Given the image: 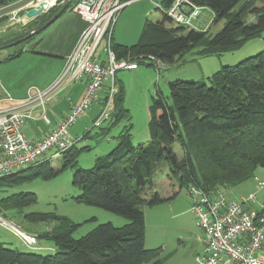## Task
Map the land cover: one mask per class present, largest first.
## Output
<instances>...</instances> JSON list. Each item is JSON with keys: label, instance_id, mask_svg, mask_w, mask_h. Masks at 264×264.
I'll use <instances>...</instances> for the list:
<instances>
[{"label": "trees", "instance_id": "trees-1", "mask_svg": "<svg viewBox=\"0 0 264 264\" xmlns=\"http://www.w3.org/2000/svg\"><path fill=\"white\" fill-rule=\"evenodd\" d=\"M63 1L58 0L59 4L48 11L49 18L44 23L60 9ZM175 1L164 0L160 4L162 21L146 20L135 45L116 44L112 36L111 49L116 61L139 67L154 63L153 58L169 67L201 45L198 57H221L240 50L264 34V0L246 2L238 12H234L235 8L243 0H187L212 12L211 25L226 22L224 28L210 38L208 30L166 25L173 22L165 11ZM8 2L0 0V7ZM78 2L72 0L67 11L73 10ZM257 2L262 5L257 6ZM248 15L254 18L253 22L247 23ZM122 100L120 87L114 99L117 109L121 110ZM150 113L151 144L135 146L131 128L127 127L119 135L117 147L107 157L97 159L91 169H79L73 176V186L80 191L75 198L77 203L123 216L128 224L122 227L100 224L84 237L75 239L73 235L81 225L55 214L33 213L28 217L34 223H55L37 237L51 240L56 253L26 252L0 242V264H164L162 249L145 247L146 224L142 209L146 205H159L164 199L157 193L147 199L142 196L143 190L156 163L162 159H166L179 177L180 191L196 187L208 195L237 187L255 178L259 169H264V51L234 66L223 67L208 83L171 81L168 96L159 91L153 97ZM119 117L117 113L116 121ZM176 143L183 152L179 161L173 149ZM79 154L80 150L74 145L63 155L61 170L46 161L4 177L0 182L21 185L39 178L53 180L75 165ZM37 201L35 194L21 193L1 200L0 204L5 209L16 210Z\"/></svg>", "mask_w": 264, "mask_h": 264}, {"label": "rangeland", "instance_id": "rangeland-1", "mask_svg": "<svg viewBox=\"0 0 264 264\" xmlns=\"http://www.w3.org/2000/svg\"><path fill=\"white\" fill-rule=\"evenodd\" d=\"M163 1L149 0L151 10L146 18L141 16L138 5L123 9L126 11L125 18L120 20L117 26L115 25L113 41L117 43V39H125V41L131 43L132 32L135 29L137 30L139 24L141 28L138 29L142 31L146 20L153 23L162 21V10L158 9L156 4H162ZM243 2L244 0L235 8L234 12L240 10ZM27 11L17 10L0 19V43L42 26L44 21L49 18V12L47 11L35 19L24 20ZM249 17L250 15L247 16L246 20ZM212 19L210 11L205 10L196 24L203 31V28L211 23ZM225 23V21H222L218 24H212L208 29L209 38L220 32ZM10 24L13 25L8 27ZM122 25L125 26L122 27ZM130 25L132 32L129 28ZM166 25L168 27L171 25L177 26L175 23H167ZM27 41H23L19 45L7 49V51L15 52L21 44ZM105 45L106 40H103L99 49L102 56H104L102 50ZM202 46L189 51L183 57L184 62H182V59L167 68L161 65L160 71L156 69L155 63L147 62L140 64L138 71L124 72L122 70L117 72L116 84L123 90L121 110L115 107L114 102L112 110L116 114L104 121L99 127L94 126L96 111H91L94 107L86 113V116L77 121L70 130L72 137L78 140L76 148L80 150V154L77 157V163L63 170L55 179L44 180L39 178L21 185H6L0 182V201L21 193L35 194L38 199L36 204L16 210L5 209L0 204V217L7 223L13 224L29 234L40 235L45 230L47 231L46 227H48V231L53 228L55 223H34L28 216L33 213L55 214L81 225L73 235L75 239L84 237L100 224L110 223L115 227L128 224V220L123 216L98 207L77 203L75 198L80 195V191L73 186V176L79 169H91L97 159L107 157L117 147L118 137L127 127L131 128L130 133L135 146L151 144L148 125L151 118L152 99L159 91L168 96L171 81L208 83V78L202 80L198 77L206 72L209 73V76H213L223 67L234 66L256 56L264 51V39L251 40L240 50L227 53L221 57H206L208 58L205 61L206 65L191 63L189 58L192 54L197 57V53L202 49ZM122 110L125 112H122ZM117 113L120 114L118 121H116ZM86 147L90 149H83ZM173 149L178 161L181 160L183 152L179 143H176ZM52 166L56 170H61L63 161L56 160ZM255 176L264 181V169H259ZM247 183L248 189L256 191L254 193H257L259 200L264 202V190L258 191L255 179L253 178ZM179 185V177L175 176L166 159L157 162L142 196L151 199L157 193L164 201L159 205L142 207L146 224L145 247L147 249H162L161 257L165 259L164 264H198L195 256L199 251L198 244H200L199 241L203 232L198 228L197 218L192 212L191 196L188 194L187 189L180 191ZM231 197L237 199L234 195H231ZM5 228L9 229L8 224L0 221V235L9 243L5 244L6 247L17 248L26 252H38L42 255H54L56 253L54 243L49 239L39 240L38 247H41V249H30L23 244L21 239L4 231Z\"/></svg>", "mask_w": 264, "mask_h": 264}, {"label": "built area", "instance_id": "built-area-1", "mask_svg": "<svg viewBox=\"0 0 264 264\" xmlns=\"http://www.w3.org/2000/svg\"><path fill=\"white\" fill-rule=\"evenodd\" d=\"M8 1L7 5L16 2ZM134 1L79 0L73 10L81 15L88 27L67 58L60 76L46 89L29 87L24 99L16 100L8 93L0 99V180L40 163H54L62 159L78 142L72 137L71 128L92 107L100 105L101 108L94 122L95 127L112 118L113 102L120 91L116 84V73L138 68L136 64L116 61L111 49L118 17ZM57 2L54 0V6L45 12L57 6ZM156 5L162 10L160 4ZM205 10L209 9L195 6L187 0H176L165 13L177 26L202 31L196 22ZM210 24L203 31L208 30ZM103 40H106L102 50L104 57L99 52ZM151 60L160 71L162 64L153 58ZM83 79L87 84L82 100L45 137L29 139L24 133L25 125L37 120L49 123V103L68 85ZM254 179L258 191L264 190V181L257 177ZM187 191L191 196L197 226L204 234V248L203 253L197 256L198 264H264V202L259 200L257 193H250L242 202H237L221 190L213 195L205 194L196 187H190ZM0 221L8 224L11 232L27 248L41 249L37 235L27 233L1 217Z\"/></svg>", "mask_w": 264, "mask_h": 264}, {"label": "crops", "instance_id": "crops-1", "mask_svg": "<svg viewBox=\"0 0 264 264\" xmlns=\"http://www.w3.org/2000/svg\"><path fill=\"white\" fill-rule=\"evenodd\" d=\"M249 1L251 0H244L243 4ZM256 4L257 6L262 5L259 2H257ZM137 5L141 16L143 18H146L151 10L149 0H136L126 6L124 10L130 7H135ZM124 10L121 12L119 19L115 24L116 26L118 25L120 20H124V16L126 13V11ZM210 13L213 18V14L211 11ZM253 21L254 18L250 15L249 19L247 20V23H251ZM124 26L125 25H122V27ZM87 27L88 24L82 19L81 15H79L74 10H68L55 23H53L50 27L41 32L40 35L37 36L33 41H30L25 45H20L15 52H9L7 50L1 51L0 99L4 98L6 96V93H8L14 99L21 100L27 96V91L31 86H36L40 89H46L47 87H49L63 72L67 58L75 50L83 32L86 30ZM129 28L132 32L131 25ZM138 28H141L140 24ZM138 28L137 30L135 29L132 32L133 36L131 38V43L125 41V39H117L116 44L125 46H132V44L135 45L138 42L139 37L142 33L141 29ZM259 39L264 38L262 36ZM15 53L17 54L13 57L12 55H14ZM10 56L12 57L9 58ZM207 59L208 58H202L198 56L196 57L193 54L189 58L191 63H197L199 65H206L205 61ZM184 60L185 59H183L182 62H184ZM125 71L127 70H124V72ZM135 71H138V68L136 70L128 72ZM210 77L211 76H209V73L206 72L200 75V77L198 78H202V80H205L206 78L209 79ZM86 84V79L73 82L68 85L63 91L57 94V96L48 105L47 116L49 118V123L43 120L30 121L24 127L25 135L29 139L37 140L42 139L46 136V134L51 132V130L54 129L64 119L70 109L82 100L86 90ZM93 110L96 111V120L101 111L100 105L94 106L91 111ZM221 191L226 193L231 200L237 202H242L243 198L247 197L250 193L256 192L253 191V189H248L247 182L237 187L231 189H224ZM231 195H234L237 199L232 198ZM46 229L48 228L46 227ZM4 231L10 233L14 237H17L8 228H5ZM203 239L204 234L201 233V238L199 241L200 244H198L199 251L195 256L196 261L197 256L203 253ZM5 240L6 239L0 235V242L4 244H9L8 241Z\"/></svg>", "mask_w": 264, "mask_h": 264}, {"label": "water", "instance_id": "water-1", "mask_svg": "<svg viewBox=\"0 0 264 264\" xmlns=\"http://www.w3.org/2000/svg\"><path fill=\"white\" fill-rule=\"evenodd\" d=\"M71 1L72 0H64L61 3L60 9L47 22H45L42 26L33 28L24 34L15 36V37L8 39L4 42H1L0 43V52L6 51L7 49H9L11 47L19 45L21 42L27 41L31 37H33L34 35H38L41 32H43L44 30H46L48 27H50L53 23H55L67 11L68 6H69ZM34 2H38L39 7L26 9V10H28L26 13V17L28 19H35L45 12V2L44 1L40 2L39 0H18L12 4H9V5H6L2 8H0V18L8 15L10 13H13L17 10H22L23 8H25L26 6H28Z\"/></svg>", "mask_w": 264, "mask_h": 264}, {"label": "bare ground", "instance_id": "bare-ground-1", "mask_svg": "<svg viewBox=\"0 0 264 264\" xmlns=\"http://www.w3.org/2000/svg\"><path fill=\"white\" fill-rule=\"evenodd\" d=\"M45 2V10H47L48 8H51L54 6V0H43ZM39 7V3L38 2H34L28 6H26L25 8H23L22 10H26L28 8H37ZM24 20H28V18L25 16ZM9 27L12 26V24L8 25Z\"/></svg>", "mask_w": 264, "mask_h": 264}]
</instances>
